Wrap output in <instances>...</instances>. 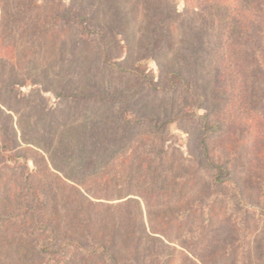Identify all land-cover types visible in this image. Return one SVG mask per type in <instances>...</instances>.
<instances>
[{
	"label": "trees",
	"instance_id": "16d2710c",
	"mask_svg": "<svg viewBox=\"0 0 264 264\" xmlns=\"http://www.w3.org/2000/svg\"><path fill=\"white\" fill-rule=\"evenodd\" d=\"M1 5L0 44L13 56L0 58V264H196L183 249L204 231L214 238L201 264H264L261 192L248 204L240 182L220 178L225 168L213 163L211 174L212 117L192 110H213V135L224 133L214 120L223 74L213 77V104L201 88L213 4L206 12L178 0ZM239 6L231 47L264 112V0ZM187 120L202 122L197 154L185 157L165 138ZM228 184L235 194L221 215L208 201Z\"/></svg>",
	"mask_w": 264,
	"mask_h": 264
},
{
	"label": "rangeland",
	"instance_id": "374dc122",
	"mask_svg": "<svg viewBox=\"0 0 264 264\" xmlns=\"http://www.w3.org/2000/svg\"><path fill=\"white\" fill-rule=\"evenodd\" d=\"M206 3L213 4L214 6L213 14L216 20L214 24L216 33L209 38V52L204 64V86H201V88L208 90L209 101L213 104V77L217 73L223 74L225 82L216 87L220 90V98L224 103L221 105V108L215 111L214 120H220V125H224V133L222 135H216V133L213 135V110H192H197L201 116L210 112L212 117L210 125L211 134L207 139L210 145L211 174L214 175L216 173L213 169V163L216 166L225 168L220 178L224 180L231 178L240 182V186L246 191L245 197L248 204H256L258 202V193L261 192L259 200L262 201V207H264V112L260 107L256 108L253 105L255 102L253 100V96L255 95L253 94V89L256 86L249 85L250 81L248 77L250 73L247 72L248 67L247 65L244 66L242 58L237 57L234 47H231L236 38L231 33L232 27L236 24L233 18L239 12H244V10L239 8V0H178L180 8H184L188 4L191 9L201 10L200 12H206ZM1 4L2 0H0V24L2 18ZM217 6H221L223 10L216 12L215 7ZM237 8L238 10H236ZM246 15L248 16L247 13ZM222 20H225V22H222ZM252 20L253 22L257 21L254 23H261L257 18H253ZM1 35L2 32L0 31V38ZM9 55L13 56L12 51L2 49L0 44V58ZM143 65L151 73H157V67L153 61L145 62ZM250 80L252 81L251 78ZM259 87L264 88L261 85ZM30 88L31 86L27 85L22 86L20 89L28 92ZM46 96L50 99L49 95L46 94ZM50 100L52 101V98ZM188 100L193 104L198 103V101L190 100V98ZM201 122L202 120H187L183 123L169 125L166 132V143L170 148L179 149L185 157L191 154L196 155L197 151L195 148L199 132H196L194 128L199 126ZM234 194L235 187L231 184H228L224 190H213L210 195L212 197H209L208 201L210 202L211 209L216 208L222 215V209H217V207L222 205L221 203L224 200L225 202L227 201L224 206H227V203L231 201V196ZM115 196L117 195L112 193L109 197L113 200L111 204L116 206L121 201H115ZM88 197L95 203H107L101 200L100 197H93L89 194ZM128 199H139V197L131 196ZM204 232L201 241L194 243L193 246L195 248L193 246V249L190 250L182 248L183 252L195 261L196 264L203 263L202 256L207 244L213 245V232L211 235H209L210 231L207 232V235L206 231ZM199 234L200 232H198ZM173 242L179 244L174 240Z\"/></svg>",
	"mask_w": 264,
	"mask_h": 264
}]
</instances>
